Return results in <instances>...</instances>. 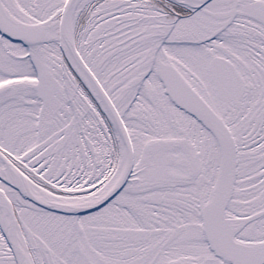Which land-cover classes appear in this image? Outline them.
<instances>
[{
  "label": "snow or ice",
  "instance_id": "snow-or-ice-1",
  "mask_svg": "<svg viewBox=\"0 0 264 264\" xmlns=\"http://www.w3.org/2000/svg\"><path fill=\"white\" fill-rule=\"evenodd\" d=\"M0 264H264V0H0Z\"/></svg>",
  "mask_w": 264,
  "mask_h": 264
}]
</instances>
